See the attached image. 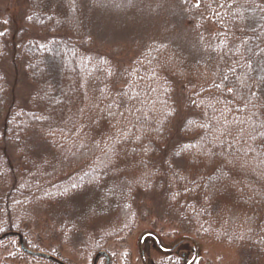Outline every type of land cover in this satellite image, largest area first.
I'll return each mask as SVG.
<instances>
[{
	"label": "trees",
	"instance_id": "1",
	"mask_svg": "<svg viewBox=\"0 0 264 264\" xmlns=\"http://www.w3.org/2000/svg\"><path fill=\"white\" fill-rule=\"evenodd\" d=\"M19 1L0 0L27 29L0 21V235L25 236L44 207L114 264L109 244L159 200L185 233L264 259V0H184L212 27L207 55L152 43L122 78L87 51L80 0Z\"/></svg>",
	"mask_w": 264,
	"mask_h": 264
},
{
	"label": "rangeland",
	"instance_id": "2",
	"mask_svg": "<svg viewBox=\"0 0 264 264\" xmlns=\"http://www.w3.org/2000/svg\"><path fill=\"white\" fill-rule=\"evenodd\" d=\"M188 1L194 5L197 2ZM80 3L95 24L91 27V45L87 51L91 55L98 53L108 57L119 78H122V70H130L135 59L152 43L173 46L191 59L206 56L209 51L210 41L205 35H210L212 27L208 24L207 29L197 26V18L189 13L184 0H80ZM1 4L0 21L5 29L25 33L27 29L22 24L20 10L6 6L8 10L5 11L6 7ZM15 77L18 81L15 86L19 89L20 81ZM35 138L33 135L34 140L31 142L30 138L29 144L45 152L47 147L41 146ZM69 165H72L70 160L60 158L57 169ZM158 204L144 206L141 221L124 242L109 244L114 264H264V259L248 256L235 247L185 233L188 228L178 223V217L174 213H164L168 211L166 206H160L159 200ZM43 208L31 206L25 236L10 232L13 236L0 241V264H57L23 251L25 256L19 257L15 252L18 236L24 248L32 253L48 255L63 264H93L97 253L91 256L80 243L61 239L57 223ZM97 264H106L105 258L99 257Z\"/></svg>",
	"mask_w": 264,
	"mask_h": 264
},
{
	"label": "water",
	"instance_id": "3",
	"mask_svg": "<svg viewBox=\"0 0 264 264\" xmlns=\"http://www.w3.org/2000/svg\"><path fill=\"white\" fill-rule=\"evenodd\" d=\"M8 236H13V234H12V233H11V234L8 233V234H4V235L0 236V241H1L3 238L8 237ZM18 238H19V247H20V250L23 251L24 253H26V254H28V255H30V256L32 255V256H37V257H41V258L43 257V258H45V259H47V260H50V261L53 260V262H55V263H57V264H63V263L59 262L58 260H56L55 258L50 257V256H48V255H42V254H37V253H32V252H30V251H27V249L24 248V246H23V244H22V241H20V240H21L20 236H18ZM99 257H103V258H105L106 264H108V262H109V257H108V255H107L105 252H99V253H97V254L93 257V264H97V261H98Z\"/></svg>",
	"mask_w": 264,
	"mask_h": 264
},
{
	"label": "flooded vegetation",
	"instance_id": "4",
	"mask_svg": "<svg viewBox=\"0 0 264 264\" xmlns=\"http://www.w3.org/2000/svg\"><path fill=\"white\" fill-rule=\"evenodd\" d=\"M156 244H157V242H156ZM159 246V245H158Z\"/></svg>",
	"mask_w": 264,
	"mask_h": 264
}]
</instances>
